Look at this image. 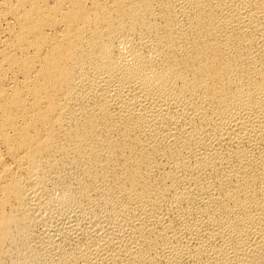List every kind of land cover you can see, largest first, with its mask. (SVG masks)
Returning <instances> with one entry per match:
<instances>
[{"label": "bare ground", "instance_id": "bare-ground-1", "mask_svg": "<svg viewBox=\"0 0 264 264\" xmlns=\"http://www.w3.org/2000/svg\"><path fill=\"white\" fill-rule=\"evenodd\" d=\"M0 264H264V0H0Z\"/></svg>", "mask_w": 264, "mask_h": 264}]
</instances>
